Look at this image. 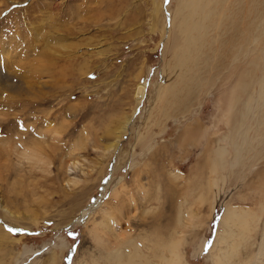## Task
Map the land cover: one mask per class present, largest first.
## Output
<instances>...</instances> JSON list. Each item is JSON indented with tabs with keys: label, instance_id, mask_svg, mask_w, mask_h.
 <instances>
[{
	"label": "rangeland",
	"instance_id": "1",
	"mask_svg": "<svg viewBox=\"0 0 264 264\" xmlns=\"http://www.w3.org/2000/svg\"><path fill=\"white\" fill-rule=\"evenodd\" d=\"M187 1L0 0V264H264V0Z\"/></svg>",
	"mask_w": 264,
	"mask_h": 264
},
{
	"label": "bare ground",
	"instance_id": "2",
	"mask_svg": "<svg viewBox=\"0 0 264 264\" xmlns=\"http://www.w3.org/2000/svg\"><path fill=\"white\" fill-rule=\"evenodd\" d=\"M213 1V0H212ZM218 2V1H217ZM186 3H188V5H189V8L188 9H190L191 10V12L192 13H195V12H199V14H200V19H199V21H196V23H192V24H189V23H186L187 21H189V19H190V17L187 15V17L189 18H184V16H183V19H184V24H185V31H186V34H187V37H188V44H187V49L189 48V46H190V43L192 42V40L194 39H197V37H196V35H191V33L194 31V29H198V31H199V34H200V30L201 29H203L204 28V23H203V21L206 19L207 20V18H208V15H211L212 14V12H211V14H208L207 13V6H208V4H209V2L208 1H205V0H189V2L187 1ZM185 3V5L184 6H186L187 4ZM188 5H187V7H188ZM183 6V7H184ZM210 6V5H209ZM212 6V5H211ZM186 8V7H185ZM187 9V8H186ZM209 10V9H208ZM210 10H211V8H210ZM212 10H213V8H212ZM191 12H189V13H191ZM191 13V14H192ZM190 14V15H191ZM199 14H197L198 16H199ZM196 15V14H195ZM210 18V17H209ZM185 19H186V22H185ZM192 19V18H191ZM211 19V18H210ZM183 22V21H182ZM190 22V21H189ZM183 24V23H182ZM181 24V25H182ZM184 27V26H183ZM200 37H201V35H200ZM194 40H193V42H194ZM142 91V93H143V89L141 90ZM133 119H134V117L130 120L129 119V121L127 122L128 124H131L132 122H133ZM2 145V144H1ZM1 152V151H0ZM9 153V151L7 150V154ZM22 157H23V159L24 160H26L27 162H31V160H33V159H35V156L34 155H30V154H28L27 152H23L22 153ZM74 164V166L76 165L75 163H73ZM76 180V179H75ZM72 181V180H71ZM111 186V181H108V182H106L105 184H103L102 185V187H101V190H100V192H99V194H98V196L97 197H95L94 199H93V201L90 203V204H88L86 207H84L82 210H81V213H80V215L74 220V222L75 223H81V222H83L89 215H90V213L95 209V208H97V206H99L100 205V203L102 202V199L104 198V194H105V191L109 188ZM6 212H7V214L10 216L11 215V212H8L7 210H6ZM235 216V213H234V211H231V210H227L226 209V212H225V214H224V219H232L233 217ZM72 225V224H71ZM128 240V239H127ZM126 241V240H125ZM121 243V242H120ZM122 243H124V242H122ZM125 244H127V241L125 242ZM121 245V244H120ZM121 250V249H120ZM125 255V254H124ZM129 255V254H128ZM136 255H138V256H140V254H135L134 256H136ZM118 256V255H117ZM121 256V255H120ZM130 259H132V258H130ZM147 260H151V258H149V259H147ZM124 262V261H123ZM168 263V262H167ZM146 264H153L151 261H148ZM155 264V263H154ZM169 264V263H168ZM217 264H224L223 263V261H219V262H217Z\"/></svg>",
	"mask_w": 264,
	"mask_h": 264
},
{
	"label": "snow or ice",
	"instance_id": "3",
	"mask_svg": "<svg viewBox=\"0 0 264 264\" xmlns=\"http://www.w3.org/2000/svg\"><path fill=\"white\" fill-rule=\"evenodd\" d=\"M16 229H13V231H15ZM69 235H72V233H69Z\"/></svg>",
	"mask_w": 264,
	"mask_h": 264
}]
</instances>
